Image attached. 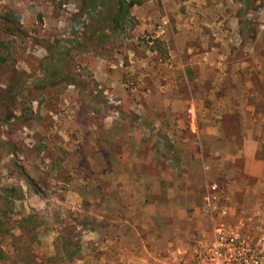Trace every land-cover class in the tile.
<instances>
[{
    "label": "rangeland",
    "instance_id": "rangeland-1",
    "mask_svg": "<svg viewBox=\"0 0 264 264\" xmlns=\"http://www.w3.org/2000/svg\"><path fill=\"white\" fill-rule=\"evenodd\" d=\"M99 1L0 0V96L26 74L15 104L0 101V264H191L217 223L264 240V182H249L258 198H235L219 165L243 142L229 111L264 116V69L222 50L212 60L249 65L224 75L182 52L195 39L176 16L199 0H136L118 29ZM212 1H229L264 64V0ZM210 184L224 196L212 218Z\"/></svg>",
    "mask_w": 264,
    "mask_h": 264
},
{
    "label": "crops",
    "instance_id": "crops-1",
    "mask_svg": "<svg viewBox=\"0 0 264 264\" xmlns=\"http://www.w3.org/2000/svg\"><path fill=\"white\" fill-rule=\"evenodd\" d=\"M193 2L195 1L186 2L184 5H187L189 9H192L191 12H195L193 13L194 15H190L188 18L183 17L181 14L178 15V17L176 16L177 28L182 31L187 38L195 39V41L191 40L188 42V44L184 43L182 46L183 53L192 54L197 52L201 55H204L203 60L201 59L199 62L201 69L202 64H204L206 67L216 66L219 68L220 66H223L220 67V70L224 75H226V69H230L231 71L235 70L236 68V70L239 71L240 69L243 70L247 68L244 67V64H247V66L249 65L247 60H243L241 58L231 59V62L229 61L228 66L226 65V61H221V57H219L218 60H212L214 54L219 55L222 50L223 53L230 55L231 57L235 56L238 52L247 55L246 59L251 58L256 69H264V64L256 63L254 56H252L256 49V46L254 45H257L258 40H254L255 38L253 39V37L248 38V32L246 29H244L242 33L236 31L237 27H234L233 29V24L234 26H240L241 23L237 17L233 18L228 16L226 13V10L231 7V5H229V1L213 3L214 1L212 0H210V2L208 0H199L196 3ZM216 10L221 11L220 16L213 15L214 11ZM223 10L225 12L224 14ZM247 15H249V13ZM142 20L144 23L147 22V17H142ZM148 20L156 21L155 15L149 16ZM163 20L167 22L168 19L165 18ZM260 33L264 32L260 31ZM248 39H251L250 42ZM193 42H198V45H194ZM219 43H221L220 46ZM226 47H229V50L226 49ZM230 79L232 80L233 85L238 84L237 81H234L233 76ZM262 82H264V76ZM246 83L248 86L247 91H250L252 88V82L248 81ZM251 97L255 98V94H251ZM262 99L264 98L262 97ZM235 100L242 101L238 97H236ZM229 114L231 116L235 115L236 117L244 118V122H242L239 128L242 136L244 135L243 142L241 145H237L233 141V152H231L227 158H222L219 162V165L221 168H223L226 166V164H228L227 167L230 166L231 168L233 178L231 180L232 187L230 191L232 196H235L236 198L237 195L242 192V194L246 197L258 198V191L262 190L258 188H252L249 182H255L258 187L261 182H264V156L262 155V149H264V116L262 113L256 112L255 110H243L239 112L231 110L229 111ZM262 117L263 119L260 124L258 123V119ZM222 130L225 131V129L220 126L212 129V131H215L216 134L221 133ZM222 139H224V136ZM202 172L203 178L205 175L204 169H202ZM261 198L264 199L263 195ZM89 260L90 258H85L84 260L77 259L75 262L73 261V263H70L83 264L86 261L89 262Z\"/></svg>",
    "mask_w": 264,
    "mask_h": 264
},
{
    "label": "built area",
    "instance_id": "built-area-1",
    "mask_svg": "<svg viewBox=\"0 0 264 264\" xmlns=\"http://www.w3.org/2000/svg\"><path fill=\"white\" fill-rule=\"evenodd\" d=\"M166 23L160 27L162 30ZM224 199L217 184H210L204 198V211L212 218ZM191 264H264V240H254L235 226L215 224L210 235L200 241Z\"/></svg>",
    "mask_w": 264,
    "mask_h": 264
},
{
    "label": "trees",
    "instance_id": "trees-1",
    "mask_svg": "<svg viewBox=\"0 0 264 264\" xmlns=\"http://www.w3.org/2000/svg\"><path fill=\"white\" fill-rule=\"evenodd\" d=\"M99 1V0H97ZM138 2L136 0H112L110 2L109 0H100L95 4L96 10L98 13H102L104 11L111 12L112 10H115L114 17L111 18V22L115 25V29H118V27L121 25V23L127 18L130 9L133 8L135 5H137ZM94 11H88L86 12V15L84 18L86 19L89 13L93 14ZM113 13V12H112ZM104 14V13H102ZM99 15V14H98ZM98 34V33H97ZM61 44V43H60ZM59 44V45H60ZM61 46V45H60ZM71 52L76 51V48L73 49L72 47L69 48ZM63 52V47H62ZM1 56V55H0ZM2 57V56H1ZM0 57V59H1ZM64 55H62V58ZM19 79H13L10 81L9 88L4 91V93L0 96V101L7 102L8 105L13 106L15 104V101L20 97L21 92L24 90L25 87V81H26V74L23 73L22 75L18 76ZM3 96V98H1ZM27 183L31 186L37 189L36 182L31 179L28 176H25ZM37 194H40L39 190H37ZM26 221V220H25ZM23 221V222H25ZM67 244V243H66ZM67 250V245L64 244ZM65 247H63L65 249Z\"/></svg>",
    "mask_w": 264,
    "mask_h": 264
}]
</instances>
